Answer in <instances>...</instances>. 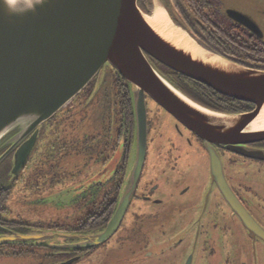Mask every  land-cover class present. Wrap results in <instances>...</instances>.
<instances>
[{"label": "flooded vegetation", "instance_id": "obj_1", "mask_svg": "<svg viewBox=\"0 0 264 264\" xmlns=\"http://www.w3.org/2000/svg\"><path fill=\"white\" fill-rule=\"evenodd\" d=\"M173 1L176 23L208 48L264 69V0H205L206 7L200 0L201 12L188 0ZM153 63L208 109L253 108ZM146 103L147 148L135 193L116 232L100 244L86 246L84 237L106 229L136 161L134 102L117 70L106 67L47 122L21 170L13 173L16 150L0 162V264H130L137 249L139 264H264V140L238 149L207 144L149 95ZM68 167L76 173L66 176ZM225 180L259 232L245 227Z\"/></svg>", "mask_w": 264, "mask_h": 264}, {"label": "water", "instance_id": "obj_2", "mask_svg": "<svg viewBox=\"0 0 264 264\" xmlns=\"http://www.w3.org/2000/svg\"><path fill=\"white\" fill-rule=\"evenodd\" d=\"M32 3L15 0L19 12H13L0 0V162L16 150L13 173L21 170L47 122L108 66L128 81L134 102L136 161L114 216L103 232L84 237L86 246L116 232L133 198L146 156L147 95L207 144L238 149L264 140V127L250 128L264 108V69L246 67L206 48L176 23L172 0H145L144 8L140 0H44L29 9ZM157 7L202 52L194 54L156 30L148 18ZM232 15L249 22L242 13ZM153 61L254 108L243 113L208 109L190 99ZM208 150L214 160L217 154ZM223 188L245 227L251 234L259 232L260 225L242 203L235 206L228 182Z\"/></svg>", "mask_w": 264, "mask_h": 264}, {"label": "bare ground", "instance_id": "obj_3", "mask_svg": "<svg viewBox=\"0 0 264 264\" xmlns=\"http://www.w3.org/2000/svg\"><path fill=\"white\" fill-rule=\"evenodd\" d=\"M152 26L163 34L168 39H171L176 44H179L189 50L194 54L202 52V49L196 44L190 35L182 30L181 28L175 26L169 15L162 7H157L154 14L148 18ZM264 127V108L261 111L260 116L250 125L251 129H258Z\"/></svg>", "mask_w": 264, "mask_h": 264}, {"label": "trees", "instance_id": "obj_4", "mask_svg": "<svg viewBox=\"0 0 264 264\" xmlns=\"http://www.w3.org/2000/svg\"><path fill=\"white\" fill-rule=\"evenodd\" d=\"M173 1V0H172ZM189 1V7L192 9V10H196L197 12H201V9L199 8L200 6L201 7H203L204 5L203 4H201L200 3V0H188ZM204 2H205V0H203ZM144 3H145V0H140V4H142L143 6H144ZM173 4L175 5V3H174V1H173ZM207 6V4H206V2H205V7ZM175 18V20H176V18L177 17H174ZM196 37V36H195ZM225 38H226V40L228 41V42H230V43H233V41L234 40H236L237 38H236V36H224ZM199 41H200V43L201 44H203L202 42H201V40H200V38H198V37H196ZM204 45V44H203ZM206 48H208L206 45H204ZM211 48V49H210ZM210 48H208L209 50H211V51H213L212 49L214 48V47H210ZM214 52V51H213ZM167 68V67H166ZM169 71H171L172 73H174V74H178L177 72H175V71H173V70H171V69H169V68H167ZM182 75L181 74H178V77H181ZM172 81H173V79H171ZM176 85H178L175 81H173ZM240 104L242 105V106H245L244 105V103H243V101L242 102H240ZM250 104V103H249ZM242 112H246V109H245V107H243V108H238V113H242Z\"/></svg>", "mask_w": 264, "mask_h": 264}, {"label": "rangeland", "instance_id": "obj_5", "mask_svg": "<svg viewBox=\"0 0 264 264\" xmlns=\"http://www.w3.org/2000/svg\"><path fill=\"white\" fill-rule=\"evenodd\" d=\"M143 8H144V6H143ZM37 156H38V154H33L32 155V157H37ZM70 167L67 168L68 170L66 171V176L71 175V173H76V168L74 167V168L70 169ZM14 192H16V191H14ZM230 251L233 252L231 247H230ZM260 251H261V253H263L262 249H260ZM135 252H136V255L134 253H132V252L130 254V264H139V261H138L139 260L138 249ZM228 253H229V250H228Z\"/></svg>", "mask_w": 264, "mask_h": 264}, {"label": "clouds", "instance_id": "obj_6", "mask_svg": "<svg viewBox=\"0 0 264 264\" xmlns=\"http://www.w3.org/2000/svg\"><path fill=\"white\" fill-rule=\"evenodd\" d=\"M44 2V0H33V3L29 5V9L34 8L36 5H40ZM4 3L7 5V7L12 10L13 12H19L17 9L14 7L15 5V0H4Z\"/></svg>", "mask_w": 264, "mask_h": 264}]
</instances>
